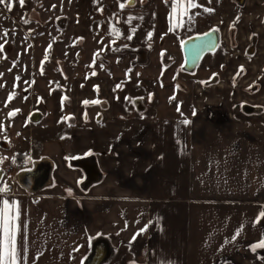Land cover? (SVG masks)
<instances>
[{"label":"crops","instance_id":"0c3cea01","mask_svg":"<svg viewBox=\"0 0 264 264\" xmlns=\"http://www.w3.org/2000/svg\"><path fill=\"white\" fill-rule=\"evenodd\" d=\"M30 1L5 0L1 7L23 12ZM127 1L74 0L80 21L73 35H96L104 18L105 36L144 59L147 46L158 40L159 47L170 29H179L178 20L168 25L165 9L172 0ZM199 1L212 11H195L180 29H218L229 71L206 90L202 76L192 75L197 101L178 106L179 115L154 102L111 101L103 108L96 102L114 98L111 80L75 84L66 153L39 160L50 163L47 184L35 193L17 184L9 194L0 192V202H14L13 214H19L17 245L26 264H85L95 251L109 255L101 264H264V248L251 249L264 237V116H242L244 93L233 94L235 70L254 28L257 63L240 84L262 83L254 100L264 106V0H247L244 7L232 0ZM233 27L236 48L228 42ZM209 107L223 118L208 116ZM81 159L94 160L101 173L89 188L74 167Z\"/></svg>","mask_w":264,"mask_h":264},{"label":"rangeland","instance_id":"374dc122","mask_svg":"<svg viewBox=\"0 0 264 264\" xmlns=\"http://www.w3.org/2000/svg\"><path fill=\"white\" fill-rule=\"evenodd\" d=\"M193 2L196 6L189 8L188 0H172L171 9L165 10L172 12V21L178 16L180 27H185L195 11L207 9L203 2ZM18 10L6 12L0 4V169L21 157L18 161L31 170L40 159L66 153L74 127L73 88L83 79L112 81L114 98H100L97 105L100 101L107 105L111 101L154 102L179 115L182 110L175 107L196 104L190 81L194 78L182 70L174 72L182 59L171 71L163 67L161 45L166 36L159 40V47L158 40L147 46L150 52L141 61L135 49L105 36L104 18L96 35H73L72 28L80 21L74 0H31L29 9ZM182 39L178 34L169 36L165 47L179 48ZM215 109L209 107L208 116ZM34 113L41 115L37 123L30 121ZM12 184L13 178L4 176L0 188Z\"/></svg>","mask_w":264,"mask_h":264},{"label":"flooded vegetation","instance_id":"af4514ba","mask_svg":"<svg viewBox=\"0 0 264 264\" xmlns=\"http://www.w3.org/2000/svg\"><path fill=\"white\" fill-rule=\"evenodd\" d=\"M241 2V0H234V4L239 6V7H244L247 3V0H243V5L240 6L239 3ZM127 3H135V0H128ZM174 14V13H173ZM169 21H168V25H170V28L172 27V23L176 20L179 19V17L177 16V18L174 19V21H172V12H170L169 14ZM190 20V19H188ZM179 22V21H178ZM213 29H209L207 31H205L204 33H190L189 36L187 34V32H183L180 27L178 30H176L175 32L171 29L169 30V32L166 33V39L167 40L169 38V36H176L178 34V36L182 37V41L180 44V47L177 48L175 46H172L170 44V46L168 48H166L163 52V57L164 59H162L161 61H163V67L165 70H170L173 66L174 63H177L180 61V58L182 59V65L180 66V69H178L179 67H175L174 69H176L174 72H178L179 70H182L184 74L187 75H199L202 76V79H204L202 81V87L204 90L210 88V87H215L218 85L219 81H220V76L227 73L229 71V66L227 64L224 63V59L223 58V40L221 39L220 36V31H216L213 32ZM178 31H181L180 34L178 33ZM211 33H215L218 35V39H217V46L213 51H209V52H205L203 54V56L201 57V59L199 60V62L197 63V65L192 69V70H187V64H186V57H193L196 54V48L195 46H193L191 43L192 41L188 42L189 40L195 39V38H199V37H203L206 36L208 34ZM235 35H236V30L235 28H231L229 29V36H228V42L230 43V45L233 48H236V42H235ZM164 40V41H165ZM247 46L244 50V54L241 57L243 62L242 65L235 70V75L233 78L234 81V88H233V93L234 92H243L244 93V102H242V104L238 107L239 112L241 113L242 116L245 117H262L264 116V106L260 103L255 102L254 98L256 97V95H258L263 87L262 83L259 82H250L246 87H242L240 84V81L242 79H250L249 75H251L250 69H251V65L256 64L257 63V55H258V43H259V35L256 32V30H254V28L251 29V31L248 32L247 35ZM222 44V47L219 48V45ZM141 61H143V58L140 59ZM171 71V70H170ZM214 78H216V83L212 84V85H206L207 83H209L211 80H213ZM100 107L102 106H106V102L104 101H100L98 104ZM102 105V106H101ZM242 105H247L249 107H251L253 110H259L260 112L257 114H251V115H246L244 113L241 112V106ZM212 116H214L217 120L218 118H223V115L218 113L215 109V112H213ZM1 158V157H0ZM3 171V177L2 180L4 178V169L5 167H1ZM27 171H32L31 170H26L24 172ZM1 180V182H2ZM17 186L19 187V184L17 183Z\"/></svg>","mask_w":264,"mask_h":264},{"label":"water","instance_id":"95a60500","mask_svg":"<svg viewBox=\"0 0 264 264\" xmlns=\"http://www.w3.org/2000/svg\"><path fill=\"white\" fill-rule=\"evenodd\" d=\"M131 4L134 3H129V5ZM239 5L240 6L243 5V0H241ZM217 39H218V35L215 33H211L206 36H203V39L195 38L188 41V42L192 41L191 44L196 48L195 56L191 58L189 57L185 58L188 71L192 70L197 65V63L199 62V60L201 59V57L205 52L213 51L216 48ZM216 80L217 79L214 78L206 85L215 84ZM102 107L106 108L107 105ZM240 109L241 112L246 115L257 114L260 112L259 110H253L251 107L247 105H242ZM40 118L41 115L39 113H34L33 115H31L30 121L32 123H37L39 122ZM74 167L82 171L84 174L85 177V181L83 184L84 188H89L101 180V173L99 172L97 164L95 163L94 160H86V159L78 160L74 163ZM49 170H50L49 162L47 161L36 162L34 164V170L21 172L17 175L16 178L17 183L19 184L20 187L25 188L29 192L35 193L47 184L49 178ZM43 171L44 173H42ZM2 177H3V171L0 170V183ZM95 252L92 253L91 257L87 259L85 264H101L102 262L106 261L109 256L107 255L106 251L102 253L100 256L99 253L95 254Z\"/></svg>","mask_w":264,"mask_h":264},{"label":"snow or ice","instance_id":"6c2138e0","mask_svg":"<svg viewBox=\"0 0 264 264\" xmlns=\"http://www.w3.org/2000/svg\"><path fill=\"white\" fill-rule=\"evenodd\" d=\"M3 3H5V0H0V4ZM19 3L23 5L24 0H19ZM120 6L121 8L124 7L123 4H121ZM195 6L196 5L193 0H188L189 8ZM8 10L11 11V5L8 6ZM205 11L212 10L205 9ZM189 18L191 19V17ZM212 31L216 32L218 31V29H213ZM3 35L6 36L7 33L5 32ZM150 36L151 34H149V37ZM199 38L203 39V37ZM128 39H131V36H129ZM0 49H2V46H0ZM17 79H19V77H17ZM119 87L120 85H117V88ZM11 98L12 96L10 95L9 100ZM84 103L88 102L85 101ZM193 115H195V110L193 111ZM183 123L187 125L190 123V121L184 120ZM7 190L8 189L6 187L0 188V192H6ZM13 206L14 202L10 203L7 200H3L2 202H0V264H26V257L22 255L24 250L22 247H18L17 245V232L20 228V226L17 224L19 214L18 212L13 214ZM260 216L264 218V212H261ZM141 231H143V229ZM237 235H239V232L234 234L233 240ZM133 239H135V237ZM257 248H264V237H262L260 242L251 246V249L253 251H255Z\"/></svg>","mask_w":264,"mask_h":264},{"label":"built area","instance_id":"2783aa9c","mask_svg":"<svg viewBox=\"0 0 264 264\" xmlns=\"http://www.w3.org/2000/svg\"><path fill=\"white\" fill-rule=\"evenodd\" d=\"M27 170V167L22 164V162H16L12 166H6L4 169V175L7 177H12L13 178V184L6 186L8 189L6 192H3V194H9L10 192L14 191L15 186H16V178L17 175L21 172H24Z\"/></svg>","mask_w":264,"mask_h":264},{"label":"trees","instance_id":"16d2710c","mask_svg":"<svg viewBox=\"0 0 264 264\" xmlns=\"http://www.w3.org/2000/svg\"><path fill=\"white\" fill-rule=\"evenodd\" d=\"M103 24H104V23H103ZM214 112H215V111H214ZM211 118L214 119L215 117L211 115ZM20 159H21V157H16V158H15V160H16L17 162H19L18 160H20ZM15 163H16V162H15Z\"/></svg>","mask_w":264,"mask_h":264}]
</instances>
